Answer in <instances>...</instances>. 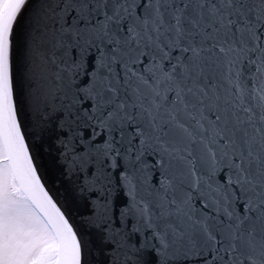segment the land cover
<instances>
[{
    "label": "water",
    "instance_id": "95a60500",
    "mask_svg": "<svg viewBox=\"0 0 264 264\" xmlns=\"http://www.w3.org/2000/svg\"><path fill=\"white\" fill-rule=\"evenodd\" d=\"M108 1L25 0L4 44L2 77L8 89L11 133L24 152L22 169L34 178L36 191L46 203L44 207L54 217L51 222L46 218L49 224L62 225V230L72 236L76 256L73 264L124 263L117 251L111 223L106 220L105 208L103 212L101 194L91 184L94 175L104 169L97 161L94 166L87 164L86 155L73 151L68 139L71 132L64 127L69 111L61 106L65 94L60 85L61 67L71 56L66 53L73 44L71 30L87 34L91 30L93 41L106 35L107 20L102 22V17L107 13ZM113 1L115 5L127 2L130 6L127 13H133L134 19L141 22L142 16L154 9V5L165 2ZM180 1L172 0L176 5ZM211 1H216L213 14L208 12L207 17L192 25L168 13L154 16L152 20L160 18L164 27L160 36L167 32L173 38L171 60H188L186 67L192 68L189 75L187 71L185 74L178 71L166 85L164 94L169 102L175 99L172 104L176 123L169 140L174 145L191 141V145L176 150V158L183 159L187 170L193 171L189 174L192 175L194 215L198 214L203 223H208V239L205 231L194 236L201 237L203 248L211 252L227 236H238L236 260L231 254L225 255L226 259L228 264L233 261L248 264L246 257L251 251L264 247V40L260 30L251 27L258 24L256 10L264 13V0ZM223 3L230 4L233 11ZM218 6L225 10L220 13ZM168 16L174 19L170 21ZM134 21L132 27L124 21L119 24L115 21L116 35L123 40L131 37L135 33ZM96 49L93 46L89 52L94 54ZM95 61L101 64L103 60ZM91 66L89 59L88 77H96L100 68ZM170 88L174 98L167 97ZM48 142L62 158L67 180L63 175L60 178L49 154ZM42 143L48 151L46 155L40 147ZM62 182L66 183L68 192ZM235 190L243 192L245 202L233 207ZM184 192L185 185L181 183L175 196L182 200L183 206L178 209L172 202L169 210L172 214L165 222L176 229L183 227L186 232V228L192 230L195 226L190 219L191 204L183 200ZM82 197L86 199L83 214L78 209L79 201L83 203ZM214 205L220 207V213L212 210ZM178 210L181 214L187 212L186 216L182 214L180 222L174 220ZM218 213V218H211V214ZM221 223L225 224L223 228ZM254 226L258 229L256 232ZM241 231L245 232L244 236Z\"/></svg>",
    "mask_w": 264,
    "mask_h": 264
},
{
    "label": "bare ground",
    "instance_id": "6f19581e",
    "mask_svg": "<svg viewBox=\"0 0 264 264\" xmlns=\"http://www.w3.org/2000/svg\"><path fill=\"white\" fill-rule=\"evenodd\" d=\"M182 1L178 5L172 0L154 5V12L150 10L143 15L142 22L136 21L133 13H127V8H130L127 2L115 5L113 0L108 1L105 9L107 13L102 17V22L107 20L104 26L106 35L93 41L91 30L87 34L82 30L74 33L72 29L70 39L73 44L67 46H70L67 48L69 51L66 50L71 56L66 58L61 67L60 85L65 89L61 106L69 111L64 127L71 132L68 139L73 151L76 150L80 156L86 155L87 164L94 166L97 161L99 167L104 169L94 175L91 184L93 190L98 189V194H101L103 212L105 208L106 220L111 223V232L117 240L116 247L123 264H228L225 255L231 254L236 260L235 252L239 247L238 236H227L221 245H216L213 252L203 248L201 237H196V233L205 231L208 239V223H203L198 214L194 215L190 175L193 171L187 170L183 159L176 158V150L191 145V141H179L174 145L173 140H169L176 123L172 104L175 99L170 102L165 99L164 90L178 71L184 74L187 71L189 75L192 68L186 67L188 60H171L173 38L167 32L160 36L164 27L159 17L157 20L152 18L164 13L174 14L176 20L182 19L192 25L196 20L207 17L208 12L212 15L216 2ZM24 2L11 0L0 17V135L11 152L14 171L27 187L35 206L51 222L54 217L44 207L46 203L36 191L34 178L22 169L24 152L22 147L16 145L11 133L8 89L2 77L6 35ZM223 4L233 11L230 4ZM217 9L221 13L224 7L218 6ZM254 16L258 17V24L251 27H257L264 40V13L256 10ZM172 17L167 18L172 21ZM115 21L118 24L124 21L129 27L134 21V30H131L135 33L123 40L122 36L115 33ZM187 23L186 27L189 26ZM93 46L98 49L94 54L89 52ZM98 58L103 60L101 64L95 61ZM89 59L91 68H100L96 77H88ZM167 93V97H175L171 88ZM186 136H189L187 130ZM40 147L45 155L49 151L60 178L63 175L67 180L58 151L49 142L48 151L43 149V143ZM80 156L78 160L81 162ZM62 183L65 187L66 183ZM181 183L185 185L183 200L187 205L191 204L190 219L195 226L192 230L186 228V232L183 227L176 229L165 222L166 217L172 214L169 213L172 202L178 209L183 206L182 200L175 196ZM66 190L69 191L68 188ZM235 191L231 204L233 207L245 202L243 192ZM82 198L84 203L86 199ZM83 203H78L81 214L86 211V204ZM212 210L221 211L218 205H214ZM219 213L211 214V218H218ZM182 214L178 210L174 220L180 222ZM183 215L186 216L187 212ZM221 224L223 228L225 224ZM52 226L64 252V258H60L58 264H73L76 256L72 236L66 234L62 230L63 226L56 222ZM253 228L254 232L258 230L256 226ZM240 234L244 236L245 232L241 231ZM247 237L249 246L250 237ZM246 263L264 264V247L251 251ZM232 264L239 263L233 261Z\"/></svg>",
    "mask_w": 264,
    "mask_h": 264
},
{
    "label": "rangeland",
    "instance_id": "374dc122",
    "mask_svg": "<svg viewBox=\"0 0 264 264\" xmlns=\"http://www.w3.org/2000/svg\"><path fill=\"white\" fill-rule=\"evenodd\" d=\"M10 1L0 0V17ZM10 154L0 135V264H58L63 246L14 171Z\"/></svg>",
    "mask_w": 264,
    "mask_h": 264
}]
</instances>
